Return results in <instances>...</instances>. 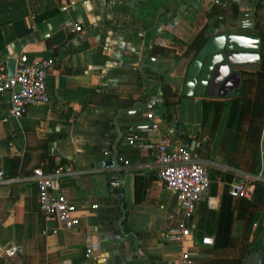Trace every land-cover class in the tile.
<instances>
[{"label":"crops","instance_id":"1","mask_svg":"<svg viewBox=\"0 0 264 264\" xmlns=\"http://www.w3.org/2000/svg\"><path fill=\"white\" fill-rule=\"evenodd\" d=\"M199 32L204 41L258 39L257 60L231 67L239 73L236 88L183 94L188 64L204 41L185 53ZM263 39L264 0H0V66L21 53L53 59L48 105L12 117L8 93L0 95V170L9 179L0 184V264H177L185 251L195 264H245L253 250L258 259L250 264H264V200L228 195L231 184L258 173L264 185ZM163 85L170 104H157V130L135 131L148 122V95L161 98ZM160 138L195 153L209 181L182 243L164 236L181 213L156 177L155 148L144 146ZM104 152L127 161L118 171L120 202L99 166ZM58 165L57 192L79 219L71 229L37 205L32 170L51 173ZM10 246L17 247L11 256Z\"/></svg>","mask_w":264,"mask_h":264},{"label":"built area","instance_id":"2","mask_svg":"<svg viewBox=\"0 0 264 264\" xmlns=\"http://www.w3.org/2000/svg\"><path fill=\"white\" fill-rule=\"evenodd\" d=\"M79 29V25L71 27V31H78ZM150 60L153 58L151 57ZM14 61L11 76H7L5 68L0 66V95L8 93V114L12 117L24 115L30 106L49 104L47 75L53 64L52 57L28 60L26 55L22 53L14 57ZM141 83L146 85L145 81L141 80ZM160 101V97L154 94L148 95L143 105L144 117L148 122L144 121L136 125L135 131L157 130L156 106ZM127 142L132 143L133 136L129 137ZM144 146L155 148L156 177L165 189L174 193L181 213L180 219L169 225L164 236L173 243H182L191 233L187 224L192 220L197 203L208 187L209 181L205 168L198 156L186 146L177 145L169 148L165 138H160L156 142H147ZM126 162L115 157L109 158L106 156V152L99 161L100 169L107 174L108 189L119 202L123 197V191L122 180L118 176V171ZM148 165V163H142L139 166L147 167ZM62 174V167L58 165L51 173H44L40 168H34L31 175L36 182L38 208L46 216L53 217L63 229H71L78 224L79 219L76 214V206L60 192H57L58 178ZM2 176L3 172L0 170V184L9 182V179ZM261 180L262 175L258 173L254 179H245L233 183L229 186L228 195L252 199L255 183ZM206 203L210 208L216 207L212 197H207ZM96 207V204H90V208ZM51 232L56 233V229H52ZM200 242L211 244L208 237L201 238ZM16 251V246H10L7 248L6 254L11 256ZM89 251V249L86 250L87 253ZM192 255L187 251L183 252L177 264H195Z\"/></svg>","mask_w":264,"mask_h":264},{"label":"water","instance_id":"3","mask_svg":"<svg viewBox=\"0 0 264 264\" xmlns=\"http://www.w3.org/2000/svg\"><path fill=\"white\" fill-rule=\"evenodd\" d=\"M258 39L246 35H217L209 36L200 46L195 56L188 64L183 82V94L192 92L199 94L206 89L211 95L220 88H236L239 83V73L230 71L236 64L257 60ZM14 59L6 61L5 71L11 76L14 68ZM169 121V115H164ZM253 199L257 202L264 200V185L257 183L254 186ZM258 259L255 250L249 253L245 264ZM254 264H256L253 261ZM259 264V263H258Z\"/></svg>","mask_w":264,"mask_h":264},{"label":"trees","instance_id":"4","mask_svg":"<svg viewBox=\"0 0 264 264\" xmlns=\"http://www.w3.org/2000/svg\"><path fill=\"white\" fill-rule=\"evenodd\" d=\"M204 35L202 34V32H199L194 39L191 41V43L189 44V47L187 49V52L185 53V55H187L190 51L193 54L195 51H197V49L199 48V46L203 43L204 41ZM262 47H261V51H262V55L261 58L259 59V68L261 71L264 70V39L262 40ZM167 94V88L163 85L162 86V97H161V104L163 105L164 108L168 107V105L170 104V101H168L166 98ZM167 113L166 109L163 110L161 112V114ZM220 262V261H219ZM219 262H217V264H219ZM234 264H239V261L235 260L233 262Z\"/></svg>","mask_w":264,"mask_h":264}]
</instances>
